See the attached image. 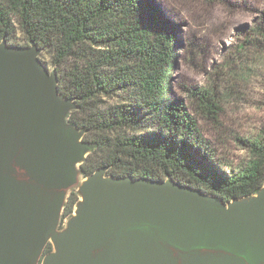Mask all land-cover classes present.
<instances>
[{
	"label": "water",
	"instance_id": "95a60500",
	"mask_svg": "<svg viewBox=\"0 0 264 264\" xmlns=\"http://www.w3.org/2000/svg\"><path fill=\"white\" fill-rule=\"evenodd\" d=\"M41 55L0 43V264H264V187L225 202L170 179L83 177L94 147Z\"/></svg>",
	"mask_w": 264,
	"mask_h": 264
},
{
	"label": "trees",
	"instance_id": "16d2710c",
	"mask_svg": "<svg viewBox=\"0 0 264 264\" xmlns=\"http://www.w3.org/2000/svg\"><path fill=\"white\" fill-rule=\"evenodd\" d=\"M175 33L156 0H0V43H34L76 105L68 122L94 147L83 177L106 170L170 179L225 202L254 196L264 187V138L239 139L248 160L237 166L212 151L187 104L171 94ZM256 33L264 37V28ZM201 92L200 109L217 116V101ZM79 201L73 190L63 221Z\"/></svg>",
	"mask_w": 264,
	"mask_h": 264
},
{
	"label": "rangeland",
	"instance_id": "374dc122",
	"mask_svg": "<svg viewBox=\"0 0 264 264\" xmlns=\"http://www.w3.org/2000/svg\"><path fill=\"white\" fill-rule=\"evenodd\" d=\"M156 1L176 32L171 94L187 104L219 159L245 163L239 139L264 138V37L256 33L264 28V0ZM17 42L26 44L20 34ZM41 59L52 71L43 52ZM203 90L217 101V116L200 109Z\"/></svg>",
	"mask_w": 264,
	"mask_h": 264
}]
</instances>
